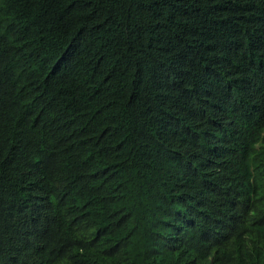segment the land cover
Wrapping results in <instances>:
<instances>
[{
  "label": "trees",
  "instance_id": "16d2710c",
  "mask_svg": "<svg viewBox=\"0 0 264 264\" xmlns=\"http://www.w3.org/2000/svg\"><path fill=\"white\" fill-rule=\"evenodd\" d=\"M0 264H264V0H0Z\"/></svg>",
  "mask_w": 264,
  "mask_h": 264
}]
</instances>
